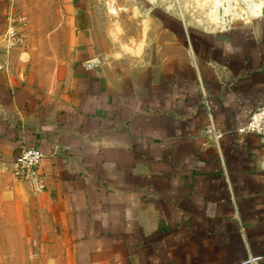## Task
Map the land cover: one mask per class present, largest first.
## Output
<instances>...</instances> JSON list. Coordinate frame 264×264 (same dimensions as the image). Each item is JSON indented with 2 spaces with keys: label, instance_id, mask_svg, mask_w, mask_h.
Returning a JSON list of instances; mask_svg holds the SVG:
<instances>
[{
  "label": "crops",
  "instance_id": "obj_1",
  "mask_svg": "<svg viewBox=\"0 0 264 264\" xmlns=\"http://www.w3.org/2000/svg\"><path fill=\"white\" fill-rule=\"evenodd\" d=\"M241 12L119 54L105 0H0V35L26 19L0 47V264H264L263 147L236 132L264 103V13Z\"/></svg>",
  "mask_w": 264,
  "mask_h": 264
},
{
  "label": "rangeland",
  "instance_id": "obj_2",
  "mask_svg": "<svg viewBox=\"0 0 264 264\" xmlns=\"http://www.w3.org/2000/svg\"><path fill=\"white\" fill-rule=\"evenodd\" d=\"M236 2V10L241 12L245 5L242 0ZM206 4L205 0H105L107 12L113 16L111 32L115 51L139 54L147 37L157 35L168 20L196 24V19H200L203 25H212L206 16ZM116 6L119 9L114 14ZM151 21L156 23L155 28H148Z\"/></svg>",
  "mask_w": 264,
  "mask_h": 264
},
{
  "label": "built area",
  "instance_id": "obj_3",
  "mask_svg": "<svg viewBox=\"0 0 264 264\" xmlns=\"http://www.w3.org/2000/svg\"><path fill=\"white\" fill-rule=\"evenodd\" d=\"M25 23L24 16H7V26L0 35V47L2 46L6 50L19 47L23 43L22 28ZM101 61L100 56H94L85 61V66L90 69L99 65ZM236 132L238 134L253 133L257 135L263 147L260 158L264 159V103L258 104L250 110L247 119L236 128ZM205 133L216 144L223 135V132L216 128L212 122L206 125ZM42 157L43 153L39 148L23 146L16 153L10 169L11 175L27 183L32 195H37L44 189V178L39 171ZM257 261L258 258L249 259V262L252 263Z\"/></svg>",
  "mask_w": 264,
  "mask_h": 264
},
{
  "label": "bare ground",
  "instance_id": "obj_4",
  "mask_svg": "<svg viewBox=\"0 0 264 264\" xmlns=\"http://www.w3.org/2000/svg\"><path fill=\"white\" fill-rule=\"evenodd\" d=\"M244 9L241 14L249 13L258 14L264 10V2L262 0H242ZM207 8L206 16L209 20H215L225 26V21L229 15H236V0H205ZM240 16V15H239Z\"/></svg>",
  "mask_w": 264,
  "mask_h": 264
},
{
  "label": "water",
  "instance_id": "obj_5",
  "mask_svg": "<svg viewBox=\"0 0 264 264\" xmlns=\"http://www.w3.org/2000/svg\"><path fill=\"white\" fill-rule=\"evenodd\" d=\"M262 1L264 2V0H262ZM262 13H264V10L262 12H260L259 14H257V15H260ZM226 27H227V24L225 26H223V28H226Z\"/></svg>",
  "mask_w": 264,
  "mask_h": 264
}]
</instances>
